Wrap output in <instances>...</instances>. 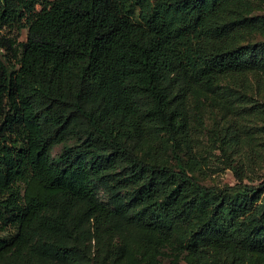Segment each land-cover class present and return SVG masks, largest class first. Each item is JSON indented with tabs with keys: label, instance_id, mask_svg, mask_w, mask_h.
I'll return each mask as SVG.
<instances>
[{
	"label": "trees",
	"instance_id": "trees-1",
	"mask_svg": "<svg viewBox=\"0 0 264 264\" xmlns=\"http://www.w3.org/2000/svg\"><path fill=\"white\" fill-rule=\"evenodd\" d=\"M0 48V264H264V0H0Z\"/></svg>",
	"mask_w": 264,
	"mask_h": 264
},
{
	"label": "rangeland",
	"instance_id": "rangeland-1",
	"mask_svg": "<svg viewBox=\"0 0 264 264\" xmlns=\"http://www.w3.org/2000/svg\"><path fill=\"white\" fill-rule=\"evenodd\" d=\"M40 7V6H38ZM11 31L8 28L3 29V32L8 34L6 31ZM13 31V30H12ZM27 35V27H23L21 29L20 39L25 40ZM1 50V48H0ZM233 81H231V84L233 85ZM256 83L255 79L253 78L250 82V91H256ZM260 94H258L259 96ZM259 100H262L261 97H258ZM211 112L207 113L204 116V122L199 124L198 121H195L196 127H197V133L201 137V145L199 147V151L201 154H207V164L204 166L203 171L205 173L201 174L202 181L206 184H213V185H224L227 183H234L236 181V178L233 174V171L231 168L226 167L221 160V157L218 155L217 151H209V148H211V142H210V126L212 123V117ZM210 146V147H209ZM62 148V144H58L54 147L53 154H57ZM208 150H207V149ZM258 161V160H257ZM255 174L254 177L256 180L257 178L264 177V155L262 160L255 163Z\"/></svg>",
	"mask_w": 264,
	"mask_h": 264
}]
</instances>
